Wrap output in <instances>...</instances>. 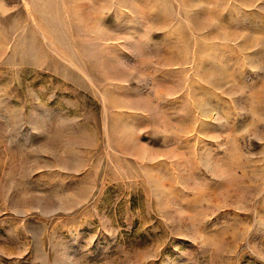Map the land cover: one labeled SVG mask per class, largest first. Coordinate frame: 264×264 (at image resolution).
Segmentation results:
<instances>
[{
    "label": "rangeland",
    "instance_id": "374dc122",
    "mask_svg": "<svg viewBox=\"0 0 264 264\" xmlns=\"http://www.w3.org/2000/svg\"><path fill=\"white\" fill-rule=\"evenodd\" d=\"M0 264H264V0H0Z\"/></svg>",
    "mask_w": 264,
    "mask_h": 264
}]
</instances>
